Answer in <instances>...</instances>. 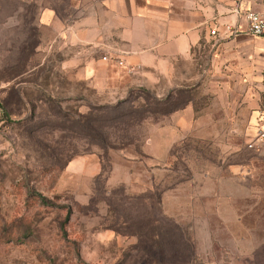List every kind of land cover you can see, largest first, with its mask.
I'll return each mask as SVG.
<instances>
[{
  "label": "rangeland",
  "instance_id": "obj_1",
  "mask_svg": "<svg viewBox=\"0 0 264 264\" xmlns=\"http://www.w3.org/2000/svg\"><path fill=\"white\" fill-rule=\"evenodd\" d=\"M110 1L0 0V264H264L263 39L97 83L76 28L113 34Z\"/></svg>",
  "mask_w": 264,
  "mask_h": 264
},
{
  "label": "crops",
  "instance_id": "obj_2",
  "mask_svg": "<svg viewBox=\"0 0 264 264\" xmlns=\"http://www.w3.org/2000/svg\"><path fill=\"white\" fill-rule=\"evenodd\" d=\"M136 1L109 2L118 22L107 38L94 20L91 25L77 24L81 50L76 63L83 79L121 83L123 88L153 87L159 78L169 79L174 73L176 78L181 67L190 63L193 49L210 36L237 41L246 30V13L263 9L262 0H175L174 9L164 8L158 0H140L139 7ZM86 46L106 47V60L89 56Z\"/></svg>",
  "mask_w": 264,
  "mask_h": 264
},
{
  "label": "built area",
  "instance_id": "obj_3",
  "mask_svg": "<svg viewBox=\"0 0 264 264\" xmlns=\"http://www.w3.org/2000/svg\"><path fill=\"white\" fill-rule=\"evenodd\" d=\"M262 4L263 9L261 12H247L245 18L247 21L246 32L253 37L264 39V0H262ZM210 33L214 35L215 31H211ZM103 60H106V58H103ZM117 64L119 66L122 65L120 61ZM262 116L263 120L256 135V143L264 148V112Z\"/></svg>",
  "mask_w": 264,
  "mask_h": 264
},
{
  "label": "trees",
  "instance_id": "obj_4",
  "mask_svg": "<svg viewBox=\"0 0 264 264\" xmlns=\"http://www.w3.org/2000/svg\"><path fill=\"white\" fill-rule=\"evenodd\" d=\"M163 104H167V103H164V102H157V103H156V105H163ZM119 107H120V105H117L115 108L110 109L109 111H110L111 113L117 111V113H118V109H119ZM172 112H175V108L169 109V110L165 111V112L162 113V114L165 115V114H169V113H172ZM119 115L122 116V115H125V114H123V113H119Z\"/></svg>",
  "mask_w": 264,
  "mask_h": 264
}]
</instances>
